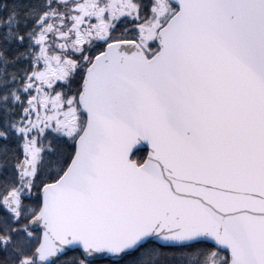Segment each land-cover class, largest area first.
<instances>
[{"label":"snow or ice","instance_id":"obj_1","mask_svg":"<svg viewBox=\"0 0 264 264\" xmlns=\"http://www.w3.org/2000/svg\"><path fill=\"white\" fill-rule=\"evenodd\" d=\"M0 264H264V0H0Z\"/></svg>","mask_w":264,"mask_h":264}]
</instances>
